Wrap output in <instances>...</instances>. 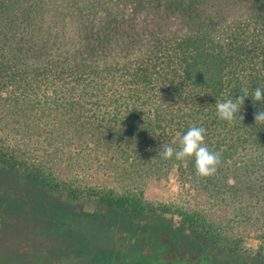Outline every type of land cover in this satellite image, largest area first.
Returning a JSON list of instances; mask_svg holds the SVG:
<instances>
[{"label": "trees", "instance_id": "1", "mask_svg": "<svg viewBox=\"0 0 264 264\" xmlns=\"http://www.w3.org/2000/svg\"><path fill=\"white\" fill-rule=\"evenodd\" d=\"M257 87L264 0H0V167L46 191L0 193V264H264V103L215 106ZM191 126L210 176L159 155ZM100 154L101 181L55 165ZM156 168L190 190L148 198Z\"/></svg>", "mask_w": 264, "mask_h": 264}, {"label": "rangeland", "instance_id": "2", "mask_svg": "<svg viewBox=\"0 0 264 264\" xmlns=\"http://www.w3.org/2000/svg\"><path fill=\"white\" fill-rule=\"evenodd\" d=\"M117 164L116 161H112L108 158H105V155L100 154L96 155V160L94 163H78L73 162L72 160H68L67 162L61 163L60 160L55 161L56 167H59L61 164L66 166L63 171H60L61 175H68L71 179V182L76 186L80 185L82 182H96L104 180L109 174L115 172L113 170L114 164ZM160 166H157L160 169ZM82 167H84L82 171ZM154 169V174L157 175V179H153L147 190L148 198H158L160 201H167L171 198H175L178 196H185L187 191L190 190V185L185 184L176 170H166L162 169L158 172V170ZM105 175V176H104ZM81 181V183L79 181ZM6 189V190H2ZM9 195H30V196H44L46 191L35 187L28 180H25L19 177L17 174L5 170L0 167V193ZM7 218H2L0 213V237H2L5 233H8L7 227H4V222ZM248 246L257 247L258 241L251 239L248 242ZM71 264V263H69Z\"/></svg>", "mask_w": 264, "mask_h": 264}, {"label": "clouds", "instance_id": "3", "mask_svg": "<svg viewBox=\"0 0 264 264\" xmlns=\"http://www.w3.org/2000/svg\"><path fill=\"white\" fill-rule=\"evenodd\" d=\"M241 95L225 100H216V116L219 120L229 123L237 118L243 120L240 115L245 99L252 98L253 104L256 102L264 103V88L257 87L254 92H249L247 88H241ZM255 121L264 122V111L255 114ZM206 129L198 126H191L180 138L179 149L173 148L171 145L164 146L163 151L159 153L164 159H172L183 161L186 158H194L195 170L199 176H210L216 171V166L220 163V154L209 150L205 143ZM151 151V146L148 147Z\"/></svg>", "mask_w": 264, "mask_h": 264}]
</instances>
